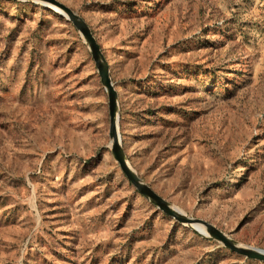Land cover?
I'll return each mask as SVG.
<instances>
[{"label": "rangeland", "instance_id": "rangeland-1", "mask_svg": "<svg viewBox=\"0 0 264 264\" xmlns=\"http://www.w3.org/2000/svg\"><path fill=\"white\" fill-rule=\"evenodd\" d=\"M58 1L109 65L130 167L186 216L264 252V0ZM109 132L75 26L0 1V264H264L145 199Z\"/></svg>", "mask_w": 264, "mask_h": 264}, {"label": "water", "instance_id": "water-1", "mask_svg": "<svg viewBox=\"0 0 264 264\" xmlns=\"http://www.w3.org/2000/svg\"><path fill=\"white\" fill-rule=\"evenodd\" d=\"M0 1H12V2H35L41 3L48 8H58L60 9L66 17L77 29V31L82 36L84 42L86 43L91 56L95 62L97 71L101 78V82L106 88L109 101V116H110V138L112 141V154L115 160L118 162L122 172L125 174L127 179L131 184L137 189V191L147 200L151 201L160 211L169 217L175 219L177 222L189 226L192 228L194 225H201L205 228L208 235L204 233H199L206 238H212L221 242L227 249L240 255L247 257L252 260H257L264 262V252L243 245L228 235L224 234L222 231L217 229L215 226L200 220L193 219L186 216L184 213L176 209L171 203L157 194L149 185H147L130 167L125 151L121 144L120 134L118 132V93L112 83L110 76L109 65L102 53L101 47L98 44L96 38L94 37L91 29L86 24V22L71 8L65 4L59 2L58 0H0Z\"/></svg>", "mask_w": 264, "mask_h": 264}, {"label": "bare ground", "instance_id": "bare-ground-1", "mask_svg": "<svg viewBox=\"0 0 264 264\" xmlns=\"http://www.w3.org/2000/svg\"><path fill=\"white\" fill-rule=\"evenodd\" d=\"M53 9H54V11H58L59 13H61V15L66 16L60 9H58V8H53ZM111 143H112V141H111ZM192 227H195L198 231H200V232L205 233L206 235H208L207 231L205 230V228L203 226H201V225H194Z\"/></svg>", "mask_w": 264, "mask_h": 264}]
</instances>
